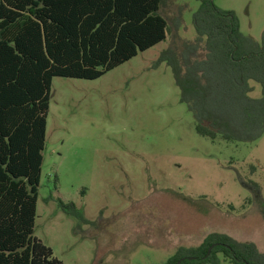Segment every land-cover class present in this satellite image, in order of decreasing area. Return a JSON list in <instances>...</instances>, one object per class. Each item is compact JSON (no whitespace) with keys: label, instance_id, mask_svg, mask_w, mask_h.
<instances>
[{"label":"rangeland","instance_id":"obj_1","mask_svg":"<svg viewBox=\"0 0 264 264\" xmlns=\"http://www.w3.org/2000/svg\"><path fill=\"white\" fill-rule=\"evenodd\" d=\"M213 1L260 40L264 0ZM198 5L162 0L166 40L100 78L52 79L33 236L62 264H164L211 233L264 254V135L253 143L200 137L170 68H154L163 51L193 41Z\"/></svg>","mask_w":264,"mask_h":264},{"label":"trees","instance_id":"obj_2","mask_svg":"<svg viewBox=\"0 0 264 264\" xmlns=\"http://www.w3.org/2000/svg\"><path fill=\"white\" fill-rule=\"evenodd\" d=\"M162 0H0V264H62L33 236L46 115L55 77L95 80L164 42ZM193 41L163 51L197 135H264V32L244 36L232 11L195 0ZM258 85L260 97L250 96ZM58 207L84 221L73 203ZM264 264L252 243L211 233L164 264Z\"/></svg>","mask_w":264,"mask_h":264},{"label":"water","instance_id":"obj_3","mask_svg":"<svg viewBox=\"0 0 264 264\" xmlns=\"http://www.w3.org/2000/svg\"><path fill=\"white\" fill-rule=\"evenodd\" d=\"M180 262L176 263V264H179Z\"/></svg>","mask_w":264,"mask_h":264}]
</instances>
